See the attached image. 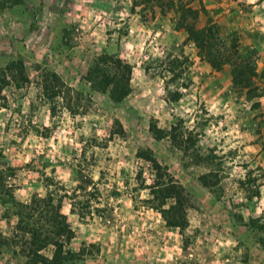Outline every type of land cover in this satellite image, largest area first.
I'll list each match as a JSON object with an SVG mask.
<instances>
[{"label":"rangeland","instance_id":"obj_1","mask_svg":"<svg viewBox=\"0 0 264 264\" xmlns=\"http://www.w3.org/2000/svg\"><path fill=\"white\" fill-rule=\"evenodd\" d=\"M170 1L204 7L196 27L218 26L249 84L212 67ZM154 184L180 194L164 208L180 201L181 229ZM35 195L83 264H264V0H0V264H25L16 225Z\"/></svg>","mask_w":264,"mask_h":264},{"label":"trees","instance_id":"obj_2","mask_svg":"<svg viewBox=\"0 0 264 264\" xmlns=\"http://www.w3.org/2000/svg\"><path fill=\"white\" fill-rule=\"evenodd\" d=\"M170 6L174 13H176L179 28L185 29L187 32V40L192 42L197 50L205 55L207 61L215 69H221L225 64L232 66L233 80L236 86L249 84L248 72L251 71L247 68L246 71L242 69V64L237 65L233 59V54L237 53L235 45L226 46L225 42L221 39L218 26L213 24H206L202 28H197L200 13L204 12L203 6L200 9H194L188 2L185 4L179 1L177 6L174 5V1H170ZM231 50L232 53H231ZM112 60V57H108ZM119 60L115 59V62ZM156 61H170L171 65L179 66L181 61L180 57H166L163 59H156ZM117 69L119 68L123 74L128 69L127 66L121 65L117 62ZM173 68L171 72H175ZM253 73V70L251 71ZM251 72L249 74H251ZM173 76H176L175 74ZM253 76V75H250ZM122 76H112L106 78L105 87L109 88V96L116 101H120L128 94L127 84ZM244 78V79H242ZM24 81V79H22ZM243 82V83H242ZM178 95L174 97L177 99ZM154 163V168L159 171V167ZM208 176H201L200 180L203 184H207ZM158 185H152L151 195L152 198L148 201L152 208L157 210L162 219L165 221L167 227L182 228L184 227L185 214L180 201L177 199L175 203H170L167 208V199L174 198V196L180 195L174 185H166L162 188ZM52 198H41L35 195L33 201L29 205L22 206L21 211H27L25 216H21L16 225V230L22 233L20 240L15 242L16 245H20L22 254L25 258V264H83V256L86 247L80 249L79 252L74 253L69 249V243L74 238V232L67 222L66 216L62 215L58 208L52 207ZM156 200H159L155 204ZM60 205H58L59 207ZM50 207V210L48 208ZM39 211L43 215L41 221L37 224L31 223L30 220L35 212ZM82 217L81 215H79ZM32 221V220H31ZM9 239L0 234V254L3 248L7 247ZM52 248L51 255L47 256L43 252ZM187 247V242L185 243ZM184 249V248H183Z\"/></svg>","mask_w":264,"mask_h":264}]
</instances>
